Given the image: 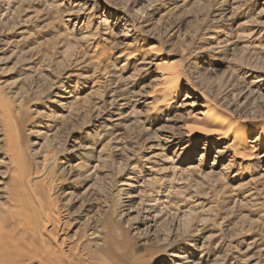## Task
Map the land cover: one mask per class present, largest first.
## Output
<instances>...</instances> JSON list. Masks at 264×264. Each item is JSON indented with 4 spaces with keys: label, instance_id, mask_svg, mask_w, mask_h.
<instances>
[{
    "label": "rangeland",
    "instance_id": "1",
    "mask_svg": "<svg viewBox=\"0 0 264 264\" xmlns=\"http://www.w3.org/2000/svg\"><path fill=\"white\" fill-rule=\"evenodd\" d=\"M1 39L0 207L46 166L68 255L264 264V145L237 157L199 122L201 92L264 122V0H0ZM162 60L184 80L157 111Z\"/></svg>",
    "mask_w": 264,
    "mask_h": 264
},
{
    "label": "bare ground",
    "instance_id": "2",
    "mask_svg": "<svg viewBox=\"0 0 264 264\" xmlns=\"http://www.w3.org/2000/svg\"><path fill=\"white\" fill-rule=\"evenodd\" d=\"M0 42L8 48V41L1 39ZM156 65L159 76L154 80L161 86L155 89L151 99L155 102L154 109L161 111L170 107L179 91L176 82L184 78L172 61L162 60ZM199 98L204 107L199 122L206 128L205 140H229L224 149L230 148L235 156L242 158L252 156L258 147L264 145V122H248L238 115L241 110H246L247 104L239 105L236 100L217 103L206 92L199 93ZM45 167L41 168V177L45 175L42 178L38 172L23 170L19 179L10 177L6 180V195L1 197L6 204L0 207V264H105L99 255L89 251L84 254L88 243H77L69 255L57 244L55 234L60 230V222H55L50 199L42 194V179L47 176Z\"/></svg>",
    "mask_w": 264,
    "mask_h": 264
}]
</instances>
